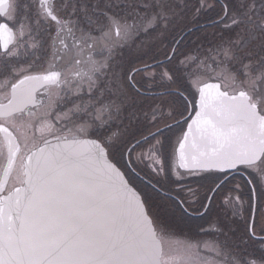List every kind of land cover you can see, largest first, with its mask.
<instances>
[{
	"label": "snow or ice",
	"instance_id": "obj_1",
	"mask_svg": "<svg viewBox=\"0 0 264 264\" xmlns=\"http://www.w3.org/2000/svg\"><path fill=\"white\" fill-rule=\"evenodd\" d=\"M0 264H264V0H0Z\"/></svg>",
	"mask_w": 264,
	"mask_h": 264
},
{
	"label": "flooded vegetation",
	"instance_id": "obj_2",
	"mask_svg": "<svg viewBox=\"0 0 264 264\" xmlns=\"http://www.w3.org/2000/svg\"><path fill=\"white\" fill-rule=\"evenodd\" d=\"M176 135H178V132L174 135L173 140L175 139ZM187 181H193V182H196V183H200L203 180L200 179L199 177H192L189 180H186L184 183L187 184L186 183ZM206 181H207V183H206V187H205L204 191L201 188H199V186L195 185L196 186L195 190H197L199 192V195L201 197L204 196L207 193L208 186L211 184L210 180H206ZM236 184L242 185V187L238 190V194H241L244 197V199H246V197L249 195L250 186H248L246 184L245 179H242L240 177V175L237 174L235 176V178L233 179L232 183L229 184L226 189H224L222 191H219L216 194H214L215 195V201L218 199V200H221V202H222L224 197L229 194L228 193V189L234 187ZM208 194H212V193H208ZM236 194H237V192L232 193L233 196H235ZM218 207H219V210H220V206L218 204L214 207L213 217H214V215H215V213L217 211L216 208H218ZM202 222L203 221H201V220H193V223H195V224L202 223ZM239 223H242V221H238V224ZM181 237L184 238V236H181ZM207 238L210 239V237H207Z\"/></svg>",
	"mask_w": 264,
	"mask_h": 264
},
{
	"label": "rangeland",
	"instance_id": "obj_3",
	"mask_svg": "<svg viewBox=\"0 0 264 264\" xmlns=\"http://www.w3.org/2000/svg\"><path fill=\"white\" fill-rule=\"evenodd\" d=\"M145 131V134H146V130H144ZM187 184L186 185H188V186H190L191 188H193V189H196V182H193V181H187L186 182ZM203 183H205V181H203ZM205 193V192H204ZM203 197V196H202ZM248 197V196H247ZM247 197H246V199L245 200H247ZM221 200H216V203H215V205H214V207L218 204L219 206L221 205ZM217 209V211H216V213H215V215L217 214V213H219L220 212V210H219V207L218 208H216ZM221 215H222V213H220ZM214 215V216H215ZM187 224H189V225H194L195 223H193V220H189V221H187L186 222ZM202 223H204V221L202 222ZM239 225H240V227L242 228L243 227V223H239ZM177 239H184V238H182L181 236H178L177 237Z\"/></svg>",
	"mask_w": 264,
	"mask_h": 264
},
{
	"label": "trees",
	"instance_id": "obj_4",
	"mask_svg": "<svg viewBox=\"0 0 264 264\" xmlns=\"http://www.w3.org/2000/svg\"><path fill=\"white\" fill-rule=\"evenodd\" d=\"M177 132H178V130H177V131H174V132H169V133H167V135L173 138L174 135H175ZM203 181H205V183H203ZM203 181L200 182V183H197L196 185L199 186V188H201V189L204 191V189H205V187H206V183H207V181H206V180H203Z\"/></svg>",
	"mask_w": 264,
	"mask_h": 264
}]
</instances>
